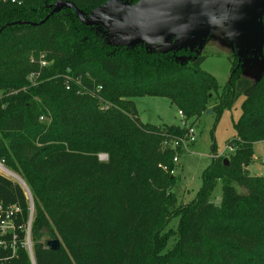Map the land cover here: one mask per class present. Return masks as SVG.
Listing matches in <instances>:
<instances>
[{
    "label": "trees",
    "instance_id": "obj_1",
    "mask_svg": "<svg viewBox=\"0 0 264 264\" xmlns=\"http://www.w3.org/2000/svg\"><path fill=\"white\" fill-rule=\"evenodd\" d=\"M139 1L0 0V171L23 181L34 208L30 219L26 190L0 174V264H264V176L247 169L253 144L264 141V71L252 82L229 58L232 75L219 94L201 68L206 58L189 48L117 45L68 7L46 19L59 2L91 21L109 3ZM184 56L193 62L178 61ZM215 94L217 121L245 98L235 153L228 166L215 157L196 199L179 205L174 158L192 125L144 124L134 99L166 98L189 123ZM173 218L176 241L165 251ZM51 240L58 251L47 248Z\"/></svg>",
    "mask_w": 264,
    "mask_h": 264
},
{
    "label": "rangeland",
    "instance_id": "obj_2",
    "mask_svg": "<svg viewBox=\"0 0 264 264\" xmlns=\"http://www.w3.org/2000/svg\"><path fill=\"white\" fill-rule=\"evenodd\" d=\"M100 27H105L109 33L106 37L117 45L143 44L150 52H169L175 51L180 46H189V51L206 58L201 68L211 74L219 84V94L230 81L232 75V60L242 62V76L252 82H256L264 71V59L261 57V49L254 39H246L243 43L242 54L237 41L232 34L225 37L223 30L228 26L221 25L213 29L211 35L206 39L192 40L180 34L164 43L156 42L152 39L144 38L138 31L131 30L125 32L123 22L111 24L104 20H99ZM241 47V46H240ZM240 57V58H239ZM178 61L190 64L193 62L191 56L177 57ZM215 94L208 110L201 115L199 120L192 119L189 125L194 131L195 141L191 144L185 143L182 152L175 165L173 176L176 184L172 192L176 195L178 204L192 203L203 185V174L210 167L215 157L229 159L235 151H230V142L236 136L235 124L241 116V106L245 101L244 97L238 98L230 109H225L220 114L217 121V113L212 108L218 104V96ZM2 92H0V97ZM138 117L144 124L180 126L183 122L179 116L178 109L166 98L160 97H140L134 99ZM252 161L248 171L250 175L264 176V141L256 142L252 146ZM106 155H101L100 160L105 161ZM2 165V164H1ZM3 166V165H2ZM10 172V171H9ZM0 174L16 181L15 178L8 176L0 171ZM238 192H243L237 188ZM222 197V182L219 181L212 194L211 201L219 204ZM179 219L173 218L166 231H172V238L168 242L167 250L171 249L176 241L175 231L178 228Z\"/></svg>",
    "mask_w": 264,
    "mask_h": 264
},
{
    "label": "water",
    "instance_id": "obj_3",
    "mask_svg": "<svg viewBox=\"0 0 264 264\" xmlns=\"http://www.w3.org/2000/svg\"><path fill=\"white\" fill-rule=\"evenodd\" d=\"M65 7L71 8L86 26H94L99 20L111 24L123 22L125 32L135 30L142 33L144 38L161 43L171 40L175 34L206 41L213 29L226 25L229 34H232L239 45L240 55H243L242 45L246 39H254L260 49L264 44V0H140L132 7L112 2L98 9L91 21L85 20L75 5L59 2L46 19ZM180 48L189 46L182 45L178 49ZM224 164L228 166L229 160L225 159ZM16 181L27 192L32 219L34 208L29 190L17 176ZM28 246L31 250L30 242ZM47 248L58 251L60 242L51 240L47 243Z\"/></svg>",
    "mask_w": 264,
    "mask_h": 264
},
{
    "label": "built area",
    "instance_id": "obj_4",
    "mask_svg": "<svg viewBox=\"0 0 264 264\" xmlns=\"http://www.w3.org/2000/svg\"><path fill=\"white\" fill-rule=\"evenodd\" d=\"M2 1L3 2H8V3L13 4V5H17V6H22L23 5V0H2ZM46 65H47V62L41 61V66L42 67H45ZM33 77H34V75L32 74L31 75V78H33ZM179 116L183 120V122H182V124L180 126H182V127H185V126L188 127V124L189 123H186L185 117H184L183 113L180 112V111H179ZM41 120H42V118H41ZM194 141H195V139H194V131L191 128V129H189V134H188L187 140L182 141V147L184 146L185 143H187V145H188V144L193 143ZM230 151H233V149L230 148ZM174 163H176V164L178 163V157L174 158ZM7 227L8 226H7L6 223H3L2 224V229H6Z\"/></svg>",
    "mask_w": 264,
    "mask_h": 264
},
{
    "label": "crops",
    "instance_id": "obj_5",
    "mask_svg": "<svg viewBox=\"0 0 264 264\" xmlns=\"http://www.w3.org/2000/svg\"><path fill=\"white\" fill-rule=\"evenodd\" d=\"M223 34L225 35V37L227 36V35H229V32H228V29H224L223 30ZM249 168V166L247 167V169ZM255 176H257V175H255Z\"/></svg>",
    "mask_w": 264,
    "mask_h": 264
},
{
    "label": "bare ground",
    "instance_id": "obj_6",
    "mask_svg": "<svg viewBox=\"0 0 264 264\" xmlns=\"http://www.w3.org/2000/svg\"><path fill=\"white\" fill-rule=\"evenodd\" d=\"M0 167L3 168V169H5L2 165H0ZM5 170H7V169H5ZM12 174H13V173H12ZM13 176H14V178H15V180H16V176H15V174H13Z\"/></svg>",
    "mask_w": 264,
    "mask_h": 264
}]
</instances>
